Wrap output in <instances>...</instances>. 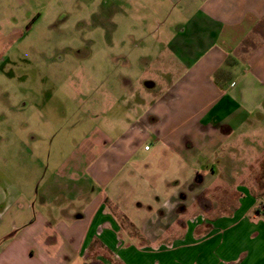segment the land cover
Listing matches in <instances>:
<instances>
[{"label": "crops", "instance_id": "crops-1", "mask_svg": "<svg viewBox=\"0 0 264 264\" xmlns=\"http://www.w3.org/2000/svg\"><path fill=\"white\" fill-rule=\"evenodd\" d=\"M103 5L125 41L157 43L159 76L122 83L136 126L114 141L96 128L1 207L0 264H264V0ZM155 159L179 167L171 189L133 199L159 185L141 175Z\"/></svg>", "mask_w": 264, "mask_h": 264}, {"label": "rangeland", "instance_id": "rangeland-1", "mask_svg": "<svg viewBox=\"0 0 264 264\" xmlns=\"http://www.w3.org/2000/svg\"><path fill=\"white\" fill-rule=\"evenodd\" d=\"M108 12L103 0H0V210L11 196L37 194L51 168L96 128L114 141L137 125L122 116L120 103L137 100L122 83L159 76L157 43L125 41ZM150 61L157 63L146 66ZM140 151L147 161L157 150ZM150 164L142 180L155 177L159 185L136 188L133 199L171 189L161 184L178 167L174 159Z\"/></svg>", "mask_w": 264, "mask_h": 264}, {"label": "built area", "instance_id": "built-area-1", "mask_svg": "<svg viewBox=\"0 0 264 264\" xmlns=\"http://www.w3.org/2000/svg\"><path fill=\"white\" fill-rule=\"evenodd\" d=\"M145 150H149V147H145Z\"/></svg>", "mask_w": 264, "mask_h": 264}]
</instances>
